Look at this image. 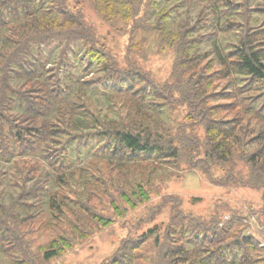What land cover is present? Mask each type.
Listing matches in <instances>:
<instances>
[{
	"label": "trees",
	"instance_id": "obj_1",
	"mask_svg": "<svg viewBox=\"0 0 264 264\" xmlns=\"http://www.w3.org/2000/svg\"><path fill=\"white\" fill-rule=\"evenodd\" d=\"M72 1L0 0V155L15 170L10 189L0 191V261L40 264L72 250L113 222L104 205L121 215L149 199L151 177L138 182L139 170L177 167L184 154H199L201 141L209 163L231 171L238 161L250 165L247 180L234 172L219 180L264 195V0H184L202 5L181 18L172 0ZM87 4L116 30L153 32L171 47L170 82L118 66L86 20ZM211 15L214 28L205 30ZM221 35L235 39L223 44ZM53 46L48 63L44 52ZM220 80L226 89L214 90ZM97 92L105 112L92 106ZM177 96L204 137L169 133ZM134 175L136 184L126 182ZM172 213L165 228L124 239L103 264H264V245L244 233L240 215ZM36 223L51 238L35 246L28 233ZM151 245L158 253L142 254Z\"/></svg>",
	"mask_w": 264,
	"mask_h": 264
},
{
	"label": "rangeland",
	"instance_id": "obj_2",
	"mask_svg": "<svg viewBox=\"0 0 264 264\" xmlns=\"http://www.w3.org/2000/svg\"><path fill=\"white\" fill-rule=\"evenodd\" d=\"M173 4H177L176 8L179 10L178 14L174 13L175 18L185 16V11L191 10L192 17L196 16L198 11L197 6L202 5L200 1L192 3L191 8L184 0L178 3V0H172ZM70 6L73 5L72 0H68ZM69 6V7H70ZM73 7V6H72ZM72 7H70L72 9ZM85 17L88 23L92 25L94 30L102 36L105 48L110 52L112 58L116 60L118 66L127 69L130 64H134L141 68L146 75L155 80L156 84L162 85L170 82V76L174 71L176 64L175 53L171 47L166 44H161L157 34L151 32H139L135 36H131L129 31L122 32L113 28L108 22L101 20L95 11H93L90 4L84 8ZM181 14V17L178 15ZM215 18L211 15L208 25L205 30H212L215 24ZM116 26L120 27L121 23L117 22ZM223 39V44L234 40L231 36H220ZM204 49L212 50L211 42H204L202 45ZM56 47L47 48L44 56L47 62H52L56 58ZM215 67H219L216 65ZM92 77V75H89ZM88 76V77H89ZM89 77V78H90ZM226 81L220 80L214 87V90H224ZM213 89V87H212ZM257 94V93H255ZM252 93L250 96H253ZM100 97V98H99ZM177 103L174 108L168 110L170 115L171 129L169 133L174 136L180 135L184 132L193 131L200 137H204V128L202 124L189 117V108L177 96ZM92 106H102L103 111H106V103L101 92H97L92 96ZM223 101H213L210 104L222 103ZM119 113L126 116V107H118ZM115 110V108L113 109ZM115 110L109 113L114 117L117 114ZM236 111L229 113V118L236 114ZM227 115L221 113L219 117ZM170 135V136H171ZM199 137V138H200ZM205 144L203 141L199 142L201 148L198 151L186 153L181 158V162L177 167L163 166L153 170L147 168L145 171L139 170L138 182H143L145 177H151V182H148L150 190V197L147 201L133 206H124L128 208L123 210L122 214L118 215L115 210L109 209V205H104L108 210L103 211L112 217L113 222L104 229L98 230L93 235L82 241L60 256H57L49 261L40 264H103L109 262L115 255L121 242L129 237H139L143 233L152 228H165L169 222L172 211L181 210L188 214L199 215L209 219L214 212L219 211L224 216H241L244 219L243 226L244 233H253L264 245V195L261 188L253 187L251 185H243L241 183H227L225 180H219L231 173L244 175L243 179L247 180L250 170V165L247 161H238L236 166H233L231 171L230 166L222 164H212L204 159ZM199 147V148H200ZM249 148V151L254 150ZM201 158V159H200ZM192 159V160H190ZM12 162L3 158L0 155V191L10 189L9 174H13ZM11 169H10V167ZM226 170V171H225ZM5 178L2 180V173ZM126 182L136 184V176L127 179ZM39 221V218H38ZM36 223L32 227V231L28 233V238L33 241V244H43L48 242L51 236L42 233L38 229ZM248 225V226H247ZM159 248L151 245L149 250L144 248L142 254L147 257L158 253ZM1 257L0 264H7V258ZM157 259V258H156ZM148 261V262H147ZM149 260L142 258L137 264H150Z\"/></svg>",
	"mask_w": 264,
	"mask_h": 264
}]
</instances>
